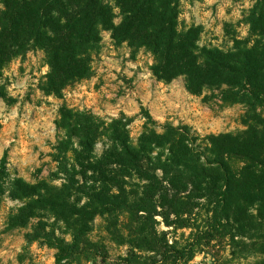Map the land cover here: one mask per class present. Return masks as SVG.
<instances>
[{
	"label": "trees",
	"instance_id": "trees-1",
	"mask_svg": "<svg viewBox=\"0 0 264 264\" xmlns=\"http://www.w3.org/2000/svg\"><path fill=\"white\" fill-rule=\"evenodd\" d=\"M182 1L196 0H0V80L15 59L41 52L49 71L40 90L62 98L93 76L108 31L151 54L157 80L184 78L191 95L217 92L247 108L244 130L206 137L146 113L134 139L124 115L106 121L62 106L48 179L28 182L0 160V208L6 198L20 204L8 225L35 222L25 239L56 250V264H186L198 255L264 264V0L246 16L249 38L228 50L201 45L198 26L180 27ZM98 218L105 236L96 238ZM163 226L188 236L170 243ZM106 239L125 252L112 257Z\"/></svg>",
	"mask_w": 264,
	"mask_h": 264
},
{
	"label": "rangeland",
	"instance_id": "rangeland-1",
	"mask_svg": "<svg viewBox=\"0 0 264 264\" xmlns=\"http://www.w3.org/2000/svg\"><path fill=\"white\" fill-rule=\"evenodd\" d=\"M253 4L254 0L182 1L180 27L198 26L202 30L201 45L228 50L233 48L234 39L249 38L246 16ZM102 36L93 76L70 88L62 98L46 96L40 90L49 71L41 52L15 59L5 70L0 85L8 99L0 98V160L6 157L11 170H17L26 181L48 179L55 170L54 148L61 136L56 122L64 105L90 110L106 121L124 115L131 121L134 139L143 129L146 113L159 124L187 125L200 137L244 130L245 106L226 105L217 92L191 95L184 78L168 84L159 81L151 73L154 60L146 50L134 53L126 44H116L108 31ZM97 146L100 152L102 144ZM19 205L6 198L0 208V264H56V250L40 242L26 241L25 235L32 231L35 222L27 228L12 229L8 225L10 215ZM94 225V236H105L102 219L98 218ZM162 230H170V243L175 238L181 241L184 234L188 236L183 230L174 233L165 226ZM106 242L112 257L125 252V248H117L108 239ZM226 255L229 257L228 249ZM204 262L222 264L221 260L213 263L211 257L205 261L203 255L186 264ZM243 264H260V260L249 257Z\"/></svg>",
	"mask_w": 264,
	"mask_h": 264
}]
</instances>
